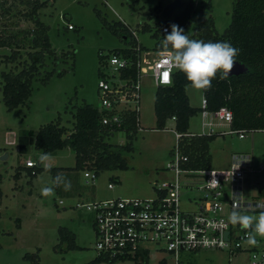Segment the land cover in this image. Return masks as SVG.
Listing matches in <instances>:
<instances>
[{
  "label": "rangeland",
  "instance_id": "374dc122",
  "mask_svg": "<svg viewBox=\"0 0 264 264\" xmlns=\"http://www.w3.org/2000/svg\"><path fill=\"white\" fill-rule=\"evenodd\" d=\"M45 2L37 15L47 26L48 41L57 58H46L39 69L40 74L31 80L30 95L23 105L7 110L1 99L0 90V264H86L97 253L93 248V213L83 206H75L92 200L111 197L148 198L154 195V188L160 182L171 179L165 170L171 159L174 136L172 122L166 120L162 129L156 128L153 113V99L156 83L150 71L140 68L139 100L137 104L138 126L130 139V149H120L126 169L99 171L89 180L83 172L93 173L87 168L74 169L73 152L62 148L50 153L52 159L45 162L47 167L71 181V189L54 188L47 197L41 189L50 187L54 174L46 170L40 162L41 151L31 142L25 153L17 152V138L22 130L33 138L38 127L59 118L60 125L70 129L72 113L81 103L100 108L96 81L105 70L107 56L115 49L126 47L119 34L122 25L131 38L146 51L153 50L155 38L152 32L161 24H171L180 9H174L168 17H162L163 7L171 0H39ZM191 4L186 18L179 26L185 34H191L204 17L210 16L216 33L221 34L228 26L232 0H181ZM12 6L9 0L4 2ZM20 8V7H18ZM12 12L18 10L12 8ZM180 14V15H179ZM66 23L71 28H66ZM143 25L148 29H141ZM32 23L17 13L0 18V30L13 33L22 28H31ZM115 28V29H114ZM114 30V31H113ZM118 31V32H117ZM133 32V34H132ZM25 47L20 50V58L13 62H1L9 54V49L0 48V71H17L21 60H26ZM66 53L63 57L61 54ZM50 72L46 81L40 78ZM1 85V79H0ZM188 104L199 107L201 90L185 87ZM199 113L189 118V129L199 131ZM227 130L228 128H220ZM108 141L124 145L126 140L122 130L113 131ZM231 152H248L253 166L261 167L258 173H251L246 181L247 192L264 200V130L244 131L243 138L236 134L218 135L209 143V166L219 168L227 165V155ZM30 159L34 166L43 169L34 176L24 161ZM39 160V164L36 162ZM17 176H14L15 172ZM87 180V182H86ZM107 183H112L107 188ZM260 189L261 193H256ZM182 192V191H181ZM194 192H182L181 208ZM261 211L247 212L259 215ZM64 227L74 238L75 248L67 246V240L59 238L57 229ZM144 264H173L171 255L154 251L148 246ZM176 264H245L244 253L228 252L226 249H200L184 251L177 255ZM96 264H125L121 261H101Z\"/></svg>",
  "mask_w": 264,
  "mask_h": 264
},
{
  "label": "trees",
  "instance_id": "16d2710c",
  "mask_svg": "<svg viewBox=\"0 0 264 264\" xmlns=\"http://www.w3.org/2000/svg\"><path fill=\"white\" fill-rule=\"evenodd\" d=\"M134 2L135 0H125ZM6 0H0V18L9 17L17 13L24 20L32 23L31 28H22L13 33L0 30V48L9 49L1 62H13L20 58V50H26V60H21L17 71H0L1 99L7 110L23 105L30 95L31 80L44 65L46 58H57L52 50L47 36V26L43 24L37 15L38 9L45 4L39 0H9L12 6H6ZM16 8L12 12V8ZM20 7V8H18ZM191 4L185 2L177 16L170 23L161 24L171 28L173 24H180L182 18H186ZM160 27L152 32L155 38L153 50L164 51L161 41L170 31L162 33ZM115 29V28H114ZM143 30L148 29L143 25ZM119 34L126 47L115 49L113 52L129 57L133 64L138 51L145 48L131 38L122 25ZM114 31V30H113ZM118 32V31H117ZM190 39L204 42H228L240 50L236 61L245 67L238 74L221 80L220 74L212 81L209 90H201V97L205 100V110L214 112L220 107H226L231 113L230 128L234 130L254 131L264 130V0H232L230 21L221 34L215 32L213 21L210 16L204 17L197 28L187 34ZM137 48L138 51L135 49ZM63 57L66 53L61 54ZM50 72H46L40 78L41 82L47 80ZM102 75L99 71V76ZM121 76H128L135 80L136 70L134 64L121 72ZM189 82L183 72L175 70L171 73L170 83L157 85L154 91L153 113L156 120V128L162 129L165 121L173 117V128L180 133H186L189 118L200 107H192L188 104L185 87ZM104 113L100 108L87 103H81L75 107L72 113V126L67 129L60 125L59 118L55 122H48L38 127L33 138L30 133L22 130L17 138V152L25 153L31 142L35 149L44 153H52L55 150L68 148L73 152L74 169L87 168L94 174L108 169H126V163L120 153V149L129 150L130 139L134 136L138 126L137 112L126 109L121 112V123L118 127L103 125L100 118ZM122 130L126 140L124 145H115L108 141L113 131ZM218 133L183 136L179 140L180 151L187 156L186 166L190 168L209 166L210 156L208 153L209 143L218 136ZM28 174L34 176L43 168L33 166ZM54 174L58 168L47 167ZM18 172L14 173L17 176ZM59 238L68 242L67 246L75 248L73 234L64 227L57 229ZM101 261L113 262L103 256L97 255L86 264H96ZM36 264V263H34Z\"/></svg>",
  "mask_w": 264,
  "mask_h": 264
},
{
  "label": "built area",
  "instance_id": "2783aa9c",
  "mask_svg": "<svg viewBox=\"0 0 264 264\" xmlns=\"http://www.w3.org/2000/svg\"><path fill=\"white\" fill-rule=\"evenodd\" d=\"M66 28L70 29L71 25L66 23ZM170 29L163 25L160 31L166 33ZM163 55L164 51L154 54L146 50L138 51L133 61L135 80L121 76L124 69L133 65L129 57L115 52L107 56L105 70L96 81L100 109L104 111L100 118L101 124L118 127L123 110L133 109L137 112L139 73L142 66L150 71L156 86L170 83L162 82L163 74L171 76L177 69L162 63ZM199 107L198 133L177 132L173 128L174 118L168 119L172 121L174 145L165 170L170 172L172 178L160 182L154 188L153 196L111 197L76 204L93 213L91 226L96 255L125 264H144L148 246L153 245L154 251L171 255L173 264H176L180 252H195L200 249H226L228 252L244 253L245 264H264V238L257 237L258 247L246 246L243 239L247 230L228 222V216L233 210L232 203L237 199L242 213L264 211V200L248 193L245 185L250 174L258 173L261 167L253 166L248 152H231L224 167L186 166L187 156L179 147V140L183 136L234 133L237 138H243V130L230 128L229 109L220 107L214 112H208L204 108L205 100L202 97ZM208 117L215 119L216 124L227 125L228 129L215 131L214 124L205 120ZM24 166L31 168L34 162L27 158ZM82 174L92 182L94 173L84 171ZM213 180L217 183H213ZM106 186L111 188L112 183H107ZM181 191L194 192L185 201L184 208L180 206ZM256 193H261V190L258 189Z\"/></svg>",
  "mask_w": 264,
  "mask_h": 264
},
{
  "label": "clouds",
  "instance_id": "9594fccd",
  "mask_svg": "<svg viewBox=\"0 0 264 264\" xmlns=\"http://www.w3.org/2000/svg\"><path fill=\"white\" fill-rule=\"evenodd\" d=\"M161 48L165 52V55L161 57L162 63L183 72L193 89L205 91L212 87V81L217 73L220 74L221 80L229 78L236 57L240 53L238 48L228 42L214 43L190 39L184 30L175 24L171 26V32L162 39ZM170 80V74L167 80L162 78L163 83H169ZM39 159L41 164L47 167L45 162L51 160L52 156L50 153H44ZM212 182L217 183L215 180ZM52 185L42 188L41 195L45 197L52 195L56 187L62 186L65 191L71 189V181L61 173H57ZM232 208L228 222L247 230L243 239L246 246L258 247L257 237L264 238V211H261L258 216L244 214L239 210L238 199L233 201Z\"/></svg>",
  "mask_w": 264,
  "mask_h": 264
},
{
  "label": "water",
  "instance_id": "95a60500",
  "mask_svg": "<svg viewBox=\"0 0 264 264\" xmlns=\"http://www.w3.org/2000/svg\"><path fill=\"white\" fill-rule=\"evenodd\" d=\"M185 2L181 0H171L168 4H166L162 11H161V16L162 17H168L173 13L174 9H180L184 6ZM245 70V67L238 63L237 61L234 63L232 71L229 73V76L232 75H238L242 73ZM39 164V160L36 162V165Z\"/></svg>",
  "mask_w": 264,
  "mask_h": 264
},
{
  "label": "crops",
  "instance_id": "0c3cea01",
  "mask_svg": "<svg viewBox=\"0 0 264 264\" xmlns=\"http://www.w3.org/2000/svg\"><path fill=\"white\" fill-rule=\"evenodd\" d=\"M199 113V112H198ZM205 120H210V122H212L213 124H214V126H213V128H214V130L215 131H222L223 129H220V128H223V127H226V128H228L227 127V125H224V124H216V121H215V119H213V118H205ZM171 121V120H170ZM172 122V121H171ZM199 130H200V124H199ZM187 132H192V131H190V129H189V124H188V129H187ZM199 132V131H198ZM194 133H196V132H194ZM219 135H224V134H219ZM217 137V136H216ZM215 137V138H216ZM214 140V139H213ZM228 157H229V154L227 155V162H228ZM92 201H94V200H92ZM76 204H78V203H75L74 205L76 206Z\"/></svg>",
  "mask_w": 264,
  "mask_h": 264
},
{
  "label": "snow or ice",
  "instance_id": "6c2138e0",
  "mask_svg": "<svg viewBox=\"0 0 264 264\" xmlns=\"http://www.w3.org/2000/svg\"><path fill=\"white\" fill-rule=\"evenodd\" d=\"M167 78H168V74H167V73H164V74H163V79H164V80H167Z\"/></svg>",
  "mask_w": 264,
  "mask_h": 264
}]
</instances>
